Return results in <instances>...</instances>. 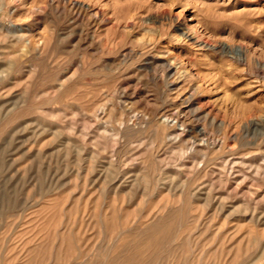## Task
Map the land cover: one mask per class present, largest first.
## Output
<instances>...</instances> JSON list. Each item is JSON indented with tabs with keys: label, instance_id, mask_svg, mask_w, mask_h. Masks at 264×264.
Segmentation results:
<instances>
[{
	"label": "rangeland",
	"instance_id": "1",
	"mask_svg": "<svg viewBox=\"0 0 264 264\" xmlns=\"http://www.w3.org/2000/svg\"><path fill=\"white\" fill-rule=\"evenodd\" d=\"M128 262L264 264V0H0V264Z\"/></svg>",
	"mask_w": 264,
	"mask_h": 264
},
{
	"label": "bare ground",
	"instance_id": "2",
	"mask_svg": "<svg viewBox=\"0 0 264 264\" xmlns=\"http://www.w3.org/2000/svg\"><path fill=\"white\" fill-rule=\"evenodd\" d=\"M165 120L166 121H172V120H174V116H172V115H169V116H165ZM178 120V119H177ZM176 120V121H177ZM105 127V126H104ZM199 130L201 131V133H203L204 132V129H203V127L202 128H199ZM159 132V131H158ZM117 134V133H116ZM67 139V138H66ZM219 142H220V140L218 139V140H216V141H214L213 142V144L215 145V144H219ZM79 146V145H78ZM88 152V151H87ZM259 166H260V164H259ZM262 166V165H261ZM258 167V166H257ZM243 169V168H242ZM259 169V168H258ZM260 169H261V167H260ZM238 171L240 172L241 170H240V168H238ZM259 172V171H258ZM157 227V226H156ZM168 231V230H167ZM132 259V258H131ZM128 264H129V262H128ZM141 264V263H140Z\"/></svg>",
	"mask_w": 264,
	"mask_h": 264
}]
</instances>
